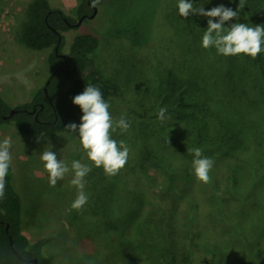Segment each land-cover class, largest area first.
I'll return each instance as SVG.
<instances>
[{
	"label": "rangeland",
	"instance_id": "rangeland-1",
	"mask_svg": "<svg viewBox=\"0 0 264 264\" xmlns=\"http://www.w3.org/2000/svg\"><path fill=\"white\" fill-rule=\"evenodd\" d=\"M30 1L0 0V97L10 108L28 102L41 86L42 79L49 74L46 66L49 51L35 52L18 41L19 27ZM46 1L51 8L59 9L68 18L76 22L79 19L78 0ZM189 2H194L196 6L203 4L206 11L220 5L233 10L239 7V0ZM177 4L178 0H102L96 6L93 18H86L79 26L62 33V54H68L73 39L81 33L92 34L97 39L96 48L88 55L89 68L117 87L116 94L108 102L109 111L114 120L124 116L130 127L126 132L117 129L112 137L126 139L132 146L136 143L132 126L136 129L157 120L161 107L159 100L150 97V91L157 88L165 67L183 74L199 70L200 77L212 79L210 53L213 49L201 47L207 18L191 16L185 20L179 16ZM258 18L262 25L264 0H245L239 21H229L225 26L236 22L248 23ZM263 63L264 53H261L258 56L259 75L251 74L250 59L244 63L248 65L243 76L248 93L258 97L259 102L264 98L261 92ZM81 117L72 123L79 125ZM5 138H9L12 145L11 185L21 202V232L30 243L48 239L41 253L51 258L52 264H158L155 259L149 260L148 245L141 244L138 251H134L131 230H127L129 223L119 242L112 234L111 226L120 219H104L102 216L104 210L111 215L120 210L121 198H115L114 189L118 177H109L102 169L93 167L85 178L84 191L89 199L80 212L71 209L77 196V189L70 183L71 173L58 181L55 187L49 185L48 174L40 159L43 151L52 150L69 167L73 160L89 163L83 157L86 154L78 144L76 134L67 131L50 136H25L12 123H7L0 127V142ZM212 169L211 178L215 177L216 188H220L227 176L226 168L216 162ZM155 177H159L158 173ZM177 184L175 188L180 190L181 185ZM261 184L260 191L259 179L255 180V187H250L251 191L240 190L238 195L243 203L236 209H233L232 195H226V201H230L227 222L210 221L206 219L207 215L204 217L202 223L207 228H213L216 235L202 248L201 245L194 248L202 264H264V179ZM190 185L191 188L193 185L189 192L191 197L194 198L197 193L208 194L210 184L203 185L194 179ZM122 194L127 196L125 191ZM240 198L238 201H241ZM179 202L180 208L184 209L187 195ZM177 208L176 198L161 197L150 212L152 221L147 224L157 226L159 241L165 239L162 231L167 227L171 229L169 239L173 241L176 260L171 264H190L183 261L189 231L182 228L181 218L187 216L183 211L177 213ZM175 217L178 218L171 223ZM221 232L223 236L220 237ZM212 244L218 247L220 254L213 253ZM189 245L192 255L191 241ZM163 247L164 244L159 243L157 249Z\"/></svg>",
	"mask_w": 264,
	"mask_h": 264
},
{
	"label": "trees",
	"instance_id": "trees-1",
	"mask_svg": "<svg viewBox=\"0 0 264 264\" xmlns=\"http://www.w3.org/2000/svg\"><path fill=\"white\" fill-rule=\"evenodd\" d=\"M78 2V18L89 16L96 7L93 0ZM75 22L59 9L51 8L46 0H31L28 3L19 27L18 41L35 52L49 51L46 57L49 74L42 79L41 86L28 102L10 108L0 97V127L12 123L25 136L67 132L66 126L82 116L80 108L72 101L86 86L99 88L106 102L116 94L117 87L112 82L89 68L88 55L97 46V39L92 34L77 35L69 46L68 54L60 56L64 46L62 33L73 29ZM245 23L260 25L259 18ZM261 24L264 25V20ZM210 58L212 79L200 77L199 70L193 74H183L171 67L164 68V75L158 80L157 88L150 91V97L159 100L160 107L167 108L171 117L168 121L161 123L157 118L155 123L149 122L136 129L132 126L136 140L134 146L126 139L113 138L117 142L123 141L130 149L127 164L115 175L119 179L114 183L115 198H121L119 208L123 210L114 211L113 215L104 210L102 216L104 219H120L111 226L112 234L119 242L129 223L127 230H131L134 251L137 252L141 244L148 245L149 260L155 259L158 264L176 261L173 241L169 239L171 229L167 227L162 231L165 239L159 241L157 226L147 224L152 221L150 212L161 197L176 198V212L183 211L187 216L181 218L182 228L189 231L184 263L202 264L195 249L199 248L198 245L202 248L216 235L213 228H207L202 223L204 217L207 215L206 219L210 221L227 222L230 201H226V195H232L233 209H236L243 203L238 195L240 190L251 191L250 187H255L256 179H259V191L262 189L264 98L259 102L258 97L250 96L243 78L248 68L244 64L247 59H250L251 74L259 73L258 58L224 57L217 55L215 49L211 51ZM261 73L264 76V63ZM261 90L264 94V84ZM11 110L13 114L6 120L2 119ZM194 147H200L203 155L211 158L214 164L222 163L227 176L220 188H216L218 186L213 177L208 194L203 196L197 193L193 198L189 193L193 189L190 184L195 179L191 166L193 155L188 149ZM83 157L87 159L86 155ZM155 173H158V178ZM212 173L213 169L210 175ZM178 182L180 190L175 188ZM124 191L126 197L122 194ZM186 195L187 205L181 209L179 201L184 200ZM239 198L241 201H238ZM20 215L21 202L11 185L9 169L5 195L0 199V264H52L51 258L41 253L48 239L30 243L21 232ZM177 218L171 219V223ZM187 223L193 226L188 227ZM219 236H223V233ZM190 241L193 245L192 255L189 251ZM159 243L164 247L158 250ZM211 246L214 254H220L216 245ZM33 259L36 263L31 262Z\"/></svg>",
	"mask_w": 264,
	"mask_h": 264
},
{
	"label": "clouds",
	"instance_id": "clouds-1",
	"mask_svg": "<svg viewBox=\"0 0 264 264\" xmlns=\"http://www.w3.org/2000/svg\"><path fill=\"white\" fill-rule=\"evenodd\" d=\"M100 0H93V6ZM245 6V0H239L236 10L223 5L205 10L203 4L196 6L189 0H178V14L187 20L191 16L207 18V28L203 32L201 47L205 50L215 49L217 55L224 57L246 56L256 59L264 53V25H249L246 23H232L226 27L229 21H239L240 10ZM72 103L78 106L82 112L79 125L70 123L66 126L69 132L77 135L81 148L85 152L89 163L73 160L71 166L57 158L52 150H45L40 155L45 172L48 174V182L55 187L58 181L63 180L69 173L72 174L71 185L77 189V196L71 204V209L83 211L88 202V195L84 191L85 178L92 168H102L105 175L112 177L118 175L126 166L130 149L123 142L113 139L112 133L117 129L126 132L130 124L121 116L114 120L99 88L88 85L85 90L73 98ZM157 118L161 123L168 121L166 107H161ZM12 145L9 138L0 142V199L4 198L6 177L8 175L12 155ZM193 155V175L198 183L207 185L212 181L211 170L214 161L203 155L200 147L188 149Z\"/></svg>",
	"mask_w": 264,
	"mask_h": 264
},
{
	"label": "water",
	"instance_id": "water-1",
	"mask_svg": "<svg viewBox=\"0 0 264 264\" xmlns=\"http://www.w3.org/2000/svg\"><path fill=\"white\" fill-rule=\"evenodd\" d=\"M96 12H97V8H96V7H93L92 13H91L89 16H86L85 18H84V17L79 18V19L77 20V22L74 24V26H75V27L79 26V25L81 24V22H82L84 19H86V18H87V19H91V18H93V17L95 16ZM55 50H56V49H55ZM60 56L64 57L65 55H64V54H60ZM58 70L61 71V72H65V70L62 69V68H58ZM12 114H13V110H11L10 113H9L8 115L3 116L2 119L6 120V119L9 118ZM7 229H8V226L6 225V226H5V230L7 231ZM31 262H32V263H36V260L33 259V260H31Z\"/></svg>",
	"mask_w": 264,
	"mask_h": 264
}]
</instances>
